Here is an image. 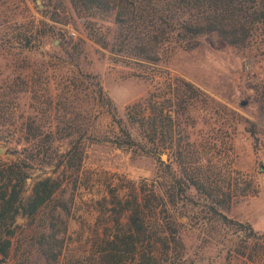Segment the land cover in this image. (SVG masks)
<instances>
[{"label":"rangeland","instance_id":"1","mask_svg":"<svg viewBox=\"0 0 264 264\" xmlns=\"http://www.w3.org/2000/svg\"><path fill=\"white\" fill-rule=\"evenodd\" d=\"M117 37L114 15L87 17L70 0H0L1 240L10 237L1 223L2 195H17L5 217L15 232L5 264H242L230 260L243 235L228 219L264 234V34L239 48L211 34L161 64L132 58ZM73 46L82 50L79 58L68 57ZM48 66L50 80L80 70L110 100L85 120L82 106L85 137L63 130L72 118L53 81L34 96L33 72ZM179 79L207 94L217 114L200 106L190 119L181 110L173 147L150 152L128 108L149 97L152 107L172 99ZM125 129L139 147L119 146ZM73 144L80 154L71 153ZM46 178L59 190L26 216L35 184ZM229 189L236 197L228 209ZM135 193L159 205L144 208L147 240L136 253L111 251L109 241L129 235V212L118 203ZM172 234L179 242L169 248L151 240ZM51 236L63 244L57 260L42 252Z\"/></svg>","mask_w":264,"mask_h":264},{"label":"trees","instance_id":"2","mask_svg":"<svg viewBox=\"0 0 264 264\" xmlns=\"http://www.w3.org/2000/svg\"><path fill=\"white\" fill-rule=\"evenodd\" d=\"M70 1L75 11L87 17L103 18L114 15L115 24L118 26V44L132 58L145 62L165 63L175 51L194 50L200 45L202 37L211 34L216 35L228 46L235 48L247 46L259 30L264 34V0ZM92 37L97 43L107 47L101 34L94 32ZM81 54L82 50L76 46H73L72 52L67 53L68 57L73 59L79 58ZM51 68L53 67L48 66L33 72L34 96L39 91H46V84L53 81L59 92V98L65 99L63 101L64 109L69 111L72 118V121L64 122L67 126L63 130L69 131L68 135L71 137L78 135L83 138L88 134L89 128L78 123L82 106L86 105L83 108L86 113L85 120V118L93 116L92 112L96 111V107L110 106V100L98 83L88 85L87 80L90 76L83 74L80 70L77 71V76L74 74L71 76L68 73L59 77L53 75V79L50 80L48 72ZM57 78H59L58 81ZM91 86H93L92 90H90ZM170 94L173 95L172 99L159 106L152 107L151 97H149L128 108L129 123L146 132L145 137H148L146 144L150 152L173 147L175 134L180 126V116L186 115L191 119L192 113L196 112L200 106H207L212 116L217 114V110L215 111L214 107L206 100L205 97L211 99L207 94L181 79L177 80ZM150 111L153 116L150 115ZM230 111L235 114L232 110ZM235 130L234 128L233 131ZM123 133V141L119 143L120 147L132 149L138 145L130 130L125 129ZM231 148L232 143L230 142L228 150L230 151ZM70 151L76 155L81 153L76 144L72 145ZM262 172H264V165ZM228 186L230 188V181H228ZM59 188L60 184L51 178L38 181L24 209L25 215L34 216L52 200ZM144 192L147 191L144 190ZM135 194L133 201L128 200L124 205H121V202L118 203L122 212H129V235L117 236L116 239L109 241L111 251L122 250L123 247L124 252L136 253L138 246L147 240L146 235L149 227L144 208L157 209L158 203L161 202L160 197L153 191L152 200L158 201L156 205L153 203L155 205L153 208L151 199L144 198L142 201L139 194ZM235 197L236 195L229 189L228 209ZM16 202L15 190L10 195L7 192L2 195L1 223L10 237L5 240L0 239V264L7 262L11 251L15 232L11 230L13 225L7 223L5 217L14 209ZM229 224H233L237 232L243 235L230 250V260L242 264H264V234L254 231L249 224L235 223L228 219ZM47 238L42 245L43 255L47 259L57 260L61 255L63 244L53 236L49 237L52 239L50 242ZM151 240L167 248L170 243L177 244L179 242V239L173 234L171 239L157 237ZM53 243H56L55 246Z\"/></svg>","mask_w":264,"mask_h":264},{"label":"built area","instance_id":"3","mask_svg":"<svg viewBox=\"0 0 264 264\" xmlns=\"http://www.w3.org/2000/svg\"><path fill=\"white\" fill-rule=\"evenodd\" d=\"M71 35L73 36V37H75L76 36V33L74 32V31H72L71 32ZM251 68V65L250 64H248V65H246V69H250Z\"/></svg>","mask_w":264,"mask_h":264},{"label":"water","instance_id":"4","mask_svg":"<svg viewBox=\"0 0 264 264\" xmlns=\"http://www.w3.org/2000/svg\"><path fill=\"white\" fill-rule=\"evenodd\" d=\"M18 221H23L22 219H19Z\"/></svg>","mask_w":264,"mask_h":264},{"label":"bare ground","instance_id":"5","mask_svg":"<svg viewBox=\"0 0 264 264\" xmlns=\"http://www.w3.org/2000/svg\"><path fill=\"white\" fill-rule=\"evenodd\" d=\"M165 159V158H164Z\"/></svg>","mask_w":264,"mask_h":264}]
</instances>
